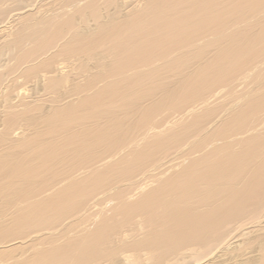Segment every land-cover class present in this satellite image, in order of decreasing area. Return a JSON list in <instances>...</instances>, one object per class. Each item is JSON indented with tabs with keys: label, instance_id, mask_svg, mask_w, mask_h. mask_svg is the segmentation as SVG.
<instances>
[{
	"label": "bare ground",
	"instance_id": "1",
	"mask_svg": "<svg viewBox=\"0 0 264 264\" xmlns=\"http://www.w3.org/2000/svg\"><path fill=\"white\" fill-rule=\"evenodd\" d=\"M0 264H264V0H0Z\"/></svg>",
	"mask_w": 264,
	"mask_h": 264
}]
</instances>
